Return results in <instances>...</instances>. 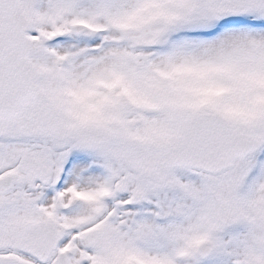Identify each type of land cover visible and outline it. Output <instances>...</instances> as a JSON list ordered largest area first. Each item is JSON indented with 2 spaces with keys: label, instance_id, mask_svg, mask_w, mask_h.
<instances>
[{
  "label": "snow or ice",
  "instance_id": "snow-or-ice-1",
  "mask_svg": "<svg viewBox=\"0 0 264 264\" xmlns=\"http://www.w3.org/2000/svg\"><path fill=\"white\" fill-rule=\"evenodd\" d=\"M0 264H264V0H0Z\"/></svg>",
  "mask_w": 264,
  "mask_h": 264
}]
</instances>
